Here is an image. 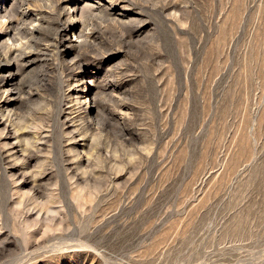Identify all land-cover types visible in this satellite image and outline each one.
Returning a JSON list of instances; mask_svg holds the SVG:
<instances>
[{"label":"rangeland","instance_id":"obj_1","mask_svg":"<svg viewBox=\"0 0 264 264\" xmlns=\"http://www.w3.org/2000/svg\"><path fill=\"white\" fill-rule=\"evenodd\" d=\"M0 16V264H264V0Z\"/></svg>","mask_w":264,"mask_h":264},{"label":"bare ground","instance_id":"obj_2","mask_svg":"<svg viewBox=\"0 0 264 264\" xmlns=\"http://www.w3.org/2000/svg\"><path fill=\"white\" fill-rule=\"evenodd\" d=\"M0 18H1V16H0ZM81 30V29H80ZM80 36V35H79ZM78 37V36H77ZM84 37V36H83ZM72 71V70H71ZM90 78V77H89ZM8 80H7V77L6 78H3L2 77V79L0 78V86H3V85H5V83L7 82ZM11 88V87H10ZM18 92H19V90H17ZM18 92H16V94L18 93ZM19 94V93H18ZM32 94V93H31ZM30 94V95H31ZM84 95H86V94H84ZM88 95H90V94H88ZM78 100V99H77ZM86 100H88V97H87V99ZM79 101V100H78ZM89 105H92V101L90 102V104ZM92 111H95V107H93L92 109H88V108H86L85 107V109H83V117H86V119L88 118V116H89V114H90V112H92ZM84 119V118H83ZM90 120V119H89ZM90 122V121H89ZM92 123V121L89 123V124H91ZM88 124V123H87ZM25 154H23V156H24ZM45 208V207H44ZM42 209H43V207H42Z\"/></svg>","mask_w":264,"mask_h":264}]
</instances>
